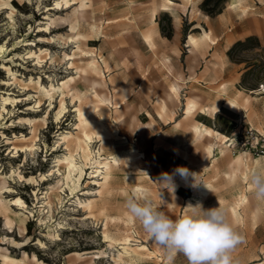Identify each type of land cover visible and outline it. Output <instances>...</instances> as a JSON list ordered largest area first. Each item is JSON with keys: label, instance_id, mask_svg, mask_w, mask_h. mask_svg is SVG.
<instances>
[{"label": "rangeland", "instance_id": "rangeland-1", "mask_svg": "<svg viewBox=\"0 0 264 264\" xmlns=\"http://www.w3.org/2000/svg\"><path fill=\"white\" fill-rule=\"evenodd\" d=\"M91 60L104 70L116 108L104 109L97 95L103 90L79 74ZM63 82V94L41 91ZM170 83L179 102L170 100ZM189 99L197 109L186 116ZM61 100L65 109L57 116ZM227 100L245 106L247 120L264 134V0H0V264H188L150 240L125 206L129 197L150 198L173 220L191 213L192 177L176 175L174 191L156 183L178 167L210 184L200 204L223 208L247 236L245 219H264V200L247 179L264 171V161L248 157V169L240 166L234 176L226 156L205 160L213 140L192 131L201 123L227 137L238 132L236 118L223 110ZM77 106L89 118L97 107L108 135L99 127L82 130ZM205 108L214 116L201 113ZM67 133L89 142L88 161L74 141H62ZM23 141L35 150L15 151ZM68 152L84 171L72 174L74 183L65 162L58 163ZM113 157L122 158L119 166ZM106 164L113 178L100 189L96 171ZM244 194L240 212L249 217H235ZM88 199L95 204L89 211L81 204ZM128 235L132 248L116 262Z\"/></svg>", "mask_w": 264, "mask_h": 264}, {"label": "clouds", "instance_id": "clouds-1", "mask_svg": "<svg viewBox=\"0 0 264 264\" xmlns=\"http://www.w3.org/2000/svg\"><path fill=\"white\" fill-rule=\"evenodd\" d=\"M176 175L184 180L192 177L193 187L204 185L185 167H178L173 173H161L156 183L174 191ZM247 179L256 198L264 200V171L252 170ZM125 206L149 239L169 255L182 254L188 264H238L232 254L243 242V236L235 230L223 208L205 209L200 203L189 204L191 213L173 220L155 208L150 198L139 201L129 197Z\"/></svg>", "mask_w": 264, "mask_h": 264}, {"label": "bare ground", "instance_id": "bare-ground-1", "mask_svg": "<svg viewBox=\"0 0 264 264\" xmlns=\"http://www.w3.org/2000/svg\"><path fill=\"white\" fill-rule=\"evenodd\" d=\"M66 3H68V2H66ZM57 5H60V4L57 3ZM79 15H80V18H84L85 17V11L83 9H79ZM143 39L145 40V42L148 45H151L150 37L143 36ZM187 44H189V46L194 45L195 44L194 38L190 36ZM64 57L66 58L67 55L64 54ZM88 72H91L92 74L97 75L98 79L89 78ZM81 73L85 76L86 80H88L90 82V84L94 88V90H103L102 92L98 93L97 95L99 97V102L103 105L104 109L105 108L109 109V108H113V107L116 108L117 107V103L114 102L113 97L108 95L105 92V91L108 90V83H107V80H106L105 72H104V70H102L99 67L97 61L93 60L91 63H89L88 67H86L85 69H81L79 71V74H81ZM68 82H70V81H68ZM68 82H63L58 87H56L54 85H51L49 89H47L45 87H41V91H44V92H46L48 94H50L52 92L60 91L63 94L65 88H67V86H68ZM177 87L174 84H171L169 86V90H170V95L169 96H170V100H174V101L179 102L180 101V93H179ZM44 95H45V93H44ZM92 100L93 99H91V101ZM64 109H65V102H64V100H61L60 110L57 113V116H60ZM184 109H185V115L186 116H189V115L193 114V112H195V110L197 109V101L195 99H191V100L189 99L186 102ZM223 110L231 113L232 116L236 118L237 131L239 130L238 128H240L239 123H240L242 117L245 116L248 119L247 110H246L245 106L240 105L235 100H227V101H225ZM75 111H76L77 120L79 122V126L82 128V130L85 129V128H88L90 126H93L95 128L99 127L104 132V134H103L104 136L108 135L109 131H108L107 124L103 121V118L98 113L97 107H95V106L91 107V114L93 115L92 118L87 117L85 112L81 109L80 106H77ZM175 113L176 112L173 111V114H175ZM201 113L206 114V115H210L212 117L214 116L212 114V112H210L209 109H207V108L203 109ZM192 131H193L194 135L196 136V138L200 137L201 135H204L205 138H210V139L213 140V142H210L208 144L207 148H206L205 160H209V159L214 158V160L212 161V163H214L215 161L219 160L221 157H223V156L225 157L226 156L227 160H229V161L232 160L235 163V167L231 166L232 169H233L234 176L239 172V167L240 166H243V167L248 169V167H249L248 157L249 156L244 151H241L239 153H235L234 151H232L230 149L229 145L227 144L229 142V140H232V139H230L229 137H227L224 134L219 133L218 131H215V130H212V129L208 128L207 126H205L204 124H201V123H197L196 125L192 126ZM61 139H62V141L64 143H66V146H68L69 143L74 141V143L77 146V148L79 150H81V152H82V158L85 161H88L90 159V157H91V148H90L89 142L86 139H83V138H81L79 136H73L72 133H67L66 135L62 136ZM92 139L93 138L90 136L89 140L92 141ZM217 140H219V142H217ZM218 143L219 144L221 143V144L219 145ZM113 144H121V145L123 144L124 145L125 143L122 142V141H117V142H114ZM18 149H22V150H25V151H34L35 150V145H33V144L29 143V142L23 141V142H20L19 144H15L14 145V150L17 151ZM68 153L69 154L67 156H65L62 160H59L58 163L65 162L66 167L68 169L69 178L71 179V182L74 183V181L72 179V174L77 173V174H79V176H81L84 171H83V167L81 165H78V163H77V161L75 159V156H73V154L70 153V152H68ZM133 153L134 152H132V149H129L127 154H126V158L127 159L133 158V155H134ZM219 155L221 157H219ZM112 161L114 163V166L115 165L119 166L120 163L122 162V158L121 157H113ZM142 172L147 173L149 171L144 170ZM96 173H97V175L95 177H99L100 178V179H97L98 180L97 186L99 185L98 187L100 189L108 187V185L110 184V182H111V180L113 178V171L110 168V165L106 164L104 166L103 170H97ZM141 174H143V173H141ZM130 177H132V176H130ZM99 180L102 181V182H100ZM7 184H8L7 180L4 179L2 181V183H1V188H6ZM203 184L205 186L201 184V185L195 186L193 188V196L190 199L187 200L186 208H188L187 206L189 204L195 205L197 203H200L205 197H207L209 195L210 189H211L210 184H208L206 182H204ZM66 185L69 186V183H66ZM59 188L63 189L62 187H59ZM248 188L251 189L250 187H248ZM52 189H54V188H52ZM47 202H46L47 205L51 208L52 207V201L49 200ZM247 202H248L247 195L246 194L242 195L240 197V201H239V204L237 205V208L233 209V216L240 217L241 216L240 208L244 204H246ZM81 204H82V206L84 205V208H86L85 210L91 209L92 206L95 205V204L92 205V202L89 199L87 201H85L84 203H81ZM130 239L133 240L132 238H129V235L124 238V240L122 242L123 243V252L122 253H118L117 254V258L113 257L112 259L114 261L117 262V261L122 260L123 254L124 253L125 254L129 253V251L132 248V247H130L131 246L130 245V243H131ZM134 242H136V240H134ZM116 262H114V263H116Z\"/></svg>", "mask_w": 264, "mask_h": 264}, {"label": "built area", "instance_id": "built-area-1", "mask_svg": "<svg viewBox=\"0 0 264 264\" xmlns=\"http://www.w3.org/2000/svg\"><path fill=\"white\" fill-rule=\"evenodd\" d=\"M237 125V123H236ZM238 132H233L227 143L232 151L239 153L244 151L249 157L256 160L264 161V134L257 130L248 120L243 116Z\"/></svg>", "mask_w": 264, "mask_h": 264}, {"label": "crops", "instance_id": "crops-1", "mask_svg": "<svg viewBox=\"0 0 264 264\" xmlns=\"http://www.w3.org/2000/svg\"><path fill=\"white\" fill-rule=\"evenodd\" d=\"M241 216L245 218L249 217L248 215L242 214ZM245 221L248 223L246 225L247 236L243 237V242L238 246L244 247V250L243 252H240L237 247L236 251L232 254L234 260L238 262V264H264V254L260 250V247L264 245L262 236L264 233V219H245ZM250 221L256 222L257 224L252 226L249 224Z\"/></svg>", "mask_w": 264, "mask_h": 264}]
</instances>
